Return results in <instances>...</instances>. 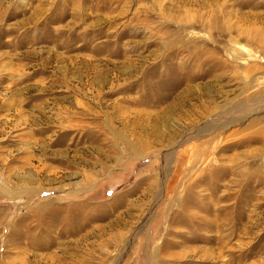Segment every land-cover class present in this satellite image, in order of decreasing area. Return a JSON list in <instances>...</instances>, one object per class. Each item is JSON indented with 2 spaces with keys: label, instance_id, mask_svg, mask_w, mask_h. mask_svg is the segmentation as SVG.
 <instances>
[{
  "label": "rangeland",
  "instance_id": "374dc122",
  "mask_svg": "<svg viewBox=\"0 0 264 264\" xmlns=\"http://www.w3.org/2000/svg\"><path fill=\"white\" fill-rule=\"evenodd\" d=\"M0 264H264V0H0Z\"/></svg>",
  "mask_w": 264,
  "mask_h": 264
}]
</instances>
